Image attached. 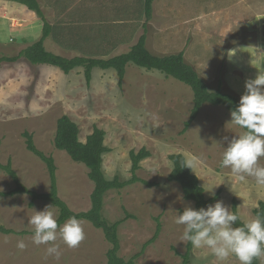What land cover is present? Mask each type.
<instances>
[{
  "label": "rangeland",
  "instance_id": "374dc122",
  "mask_svg": "<svg viewBox=\"0 0 264 264\" xmlns=\"http://www.w3.org/2000/svg\"><path fill=\"white\" fill-rule=\"evenodd\" d=\"M161 19L162 16L155 20ZM169 19L165 32L168 42L160 45L159 36L149 34L153 42H149L148 50L160 53L157 55L182 52L185 61L195 68L210 90L215 91L221 82L223 90L233 91L240 98L246 81L264 71V17L257 21L259 25L247 23L230 28L201 23L179 28L178 32L172 27L174 19L171 22ZM70 45L77 46L78 50L61 52L67 58L95 55L106 59L127 52L122 48L113 53L108 46L99 45L101 51L97 53L91 43ZM12 47L13 44L6 46ZM234 49L232 55L230 52ZM258 56L260 60H256ZM125 76L122 86H118L114 70L94 69L92 80L86 85L81 68L65 75L58 68L32 65L24 58L16 65L0 64V163L10 162L27 189L37 193L48 191L45 164L26 149L23 133L28 132L36 148L54 159L60 199L78 213L90 208L93 183L83 164L73 162L65 152L55 149L56 122L60 117L67 116L78 126L81 142H85L93 127L105 132L104 145L109 151L103 155L102 168L109 180L114 177L128 180L130 152L146 149L150 156L140 162L137 176L156 186L135 183L120 191L108 192L103 216L111 222L123 218L125 212L134 217L119 228L120 257L129 259L141 253L135 259L136 264H181L178 254L185 252L187 241H181L184 226L177 225L175 218L184 207L194 206L183 198L177 183L167 180L172 169L169 155L182 154L187 164H191L206 199L220 191L217 201H222L230 210L235 200L242 222L255 217L253 209L260 201L264 202V186H258L252 177L241 181L230 168L221 167L227 147L225 138L231 139L243 132L230 122L231 116L225 107L202 105L184 132V123L193 105L188 86L158 71H147L132 64L127 65ZM259 163L264 165V157ZM13 188V181L0 171V192ZM212 188L211 193L207 192ZM30 200L25 194L0 197V227L14 231L0 234V264L106 263L109 245L102 231L86 221H82L85 238L78 247L70 248L59 238L55 241L59 258L47 253L50 245L34 244V227L29 220L35 211H42L50 204L37 201L30 208ZM157 218L161 223L160 234L141 252L143 244L155 232ZM21 240L24 249L17 247ZM259 262L264 264V257ZM190 264L220 262L208 249L193 247ZM227 264H239V261L232 257Z\"/></svg>",
  "mask_w": 264,
  "mask_h": 264
},
{
  "label": "trees",
  "instance_id": "16d2710c",
  "mask_svg": "<svg viewBox=\"0 0 264 264\" xmlns=\"http://www.w3.org/2000/svg\"><path fill=\"white\" fill-rule=\"evenodd\" d=\"M19 3L27 7L28 10L43 22V34L39 40L21 50L17 56L2 57L1 63H16L21 58L26 59L32 65H48L58 68L65 75L77 68L83 71V77L86 85L92 80V71L114 70L118 80V86H122L126 67L128 64L145 69L147 71H158L166 78H173L178 82L188 86L192 92V109L187 121L184 123L183 131L185 132L196 119L202 105L209 104L212 106H223L229 112L233 111L239 104L240 98L233 91L223 90L221 82L219 87L212 91L199 76L195 68L189 65L182 52L156 55L151 53L146 47L147 27L143 26L144 32L136 44L121 55L107 59L75 56L65 58L48 52L44 47V40L49 33V26L46 24L43 14L36 0H8ZM153 0H146L145 7L147 18L151 15V4ZM244 131V130H243ZM25 146L28 152L40 159L46 166L49 189L45 193H37L27 189L19 180L16 172L12 169L10 162L5 165L0 163V171L4 172L14 183V188L8 192H0V197H12L15 195H28L30 197L29 207L32 208L37 201L53 205L58 213V224L63 225L71 216H76L81 221L90 223L95 229L101 230L109 248L106 252L105 264H136L135 259L141 253L134 255L129 259L119 256L120 241L119 228L128 219L134 218L125 212V216L116 221H109L103 216L104 198L110 191H120L127 186L135 183H141L146 187L156 186L141 180L137 176L140 169V162L150 156L149 152L142 148L138 152H130L131 162L130 178L121 181L118 177L109 180L103 173V155L109 150L104 145L105 132L97 127H93L92 133L89 134L85 142L79 140L78 126L67 116L60 117L56 122V131L54 136V147L57 150L65 152L69 158L79 164H83L88 170V178L93 183V190L90 195V208L85 212H73L67 204L60 199L57 188L56 165L51 156H47L39 151L33 141V137L28 132L23 133ZM172 169L167 177L170 182H175L180 186L183 198L193 203L194 208L206 207L213 204L219 199L220 191L213 197L206 199L204 189L200 186L198 178L192 173V170L186 167L188 164L182 154H171L168 156ZM231 211L238 214L237 203L231 202ZM260 214L264 216V202L260 201L257 208L253 209V215ZM156 228L153 236L142 246V251L153 243L161 231V223L156 219ZM242 221L239 219L234 226H241ZM14 231L0 227V234H12ZM23 233V232H22ZM21 234V233H20ZM193 246L190 242L186 243L185 252L178 254L181 258V264H190V257ZM253 264H260L259 258L253 260Z\"/></svg>",
  "mask_w": 264,
  "mask_h": 264
},
{
  "label": "crops",
  "instance_id": "0c3cea01",
  "mask_svg": "<svg viewBox=\"0 0 264 264\" xmlns=\"http://www.w3.org/2000/svg\"><path fill=\"white\" fill-rule=\"evenodd\" d=\"M36 2L49 26L44 47L48 52L61 57H65L62 53L67 50H78L77 46L70 44L91 43L94 45L93 51L97 53L101 51L102 45L108 46L113 53L122 48L128 51L143 34L145 25L147 49L149 42H153L149 34L159 36L158 43L162 45L161 43L168 42L165 36L170 24L167 22L168 18H171L170 22L174 19L172 27L178 32L179 28L195 27L201 23L219 24L230 28L247 23L259 25L257 21L264 17V0H153L149 19L145 7L146 0ZM160 15L162 19L156 21V18H161ZM42 34L43 22L34 12L19 3L0 0V52L7 53L0 55V58L17 56L25 47L39 40ZM7 44H13L12 49H7ZM153 48L155 49L154 46ZM118 55L121 53L111 57ZM94 56L90 57L97 58Z\"/></svg>",
  "mask_w": 264,
  "mask_h": 264
},
{
  "label": "clouds",
  "instance_id": "9594fccd",
  "mask_svg": "<svg viewBox=\"0 0 264 264\" xmlns=\"http://www.w3.org/2000/svg\"><path fill=\"white\" fill-rule=\"evenodd\" d=\"M230 53L234 55L235 49ZM260 56L256 60H260ZM230 122L244 131L231 139L225 138L227 147L221 167L230 168L241 181L252 177L258 186H264V165L259 163L264 157V71L246 81L245 92L231 111ZM186 167L191 169V164ZM239 219L222 201H216L199 209L191 205L184 207L175 223L184 226L181 241L190 242L195 249H208L220 264H227L232 257L239 264H253L254 259L264 257V216L257 214L243 221L241 226H234ZM29 223L34 227L33 243L50 245L47 253L56 258L60 256L55 244L58 238L70 248L78 247L85 238L82 221L71 216L59 225L53 205L35 211ZM17 247L24 249V242L18 241Z\"/></svg>",
  "mask_w": 264,
  "mask_h": 264
}]
</instances>
